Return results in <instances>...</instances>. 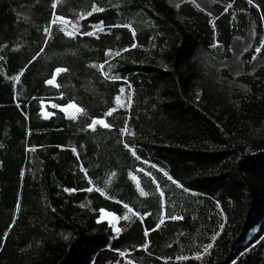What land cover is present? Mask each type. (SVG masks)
<instances>
[{"label":"trees","instance_id":"obj_1","mask_svg":"<svg viewBox=\"0 0 264 264\" xmlns=\"http://www.w3.org/2000/svg\"><path fill=\"white\" fill-rule=\"evenodd\" d=\"M199 1L0 0V264H264V0Z\"/></svg>","mask_w":264,"mask_h":264},{"label":"snow or ice","instance_id":"obj_2","mask_svg":"<svg viewBox=\"0 0 264 264\" xmlns=\"http://www.w3.org/2000/svg\"><path fill=\"white\" fill-rule=\"evenodd\" d=\"M60 2H61V0H55V2L52 4V8L55 9V8L57 7V4L60 3ZM249 3H251V0H249ZM103 11H104V9H103L102 7H96L95 5H93V7H92V9H91L90 12H88V13H86V14H81L80 19H85L86 16H91L93 13H96V12H103ZM57 21H60L62 24H64V27H61V28H60V31L65 32V35H67V36H69V37H72V38L75 37V35H76L77 32H78V29L76 28V25H75V24L72 25V30H71V31H67L66 28H67V25H68L69 22H68V21H65L64 18L57 16V15L55 14V12H54V13H53V21H52V23H56ZM103 30H104V29H103L102 26H98L97 31H103ZM50 31H51L50 28H46V29H45V32H46V33H50ZM85 35H94V33H93V32H88V33H85ZM261 47H264V43H262ZM260 50H261V49L258 47V48L256 49V52L259 53ZM108 54H109V55H119L120 53H114V54H113V53H108ZM253 59H256V57L254 56ZM93 67H97V66H96V65H93ZM103 67H104L103 65H99V68L103 69ZM64 71H67V70H66V69H62V68H58V69H56V74L59 75L61 72H64ZM14 79L18 82V81H19V76L15 77ZM47 83H48V84H54V83H55V76L53 77V79L47 81ZM123 92H124V90L121 89V96H118V97L116 98V102H117L118 107H124V106H125V105L121 102V101H122ZM130 99H131V98L129 97V101H130ZM68 108H75V110H76L77 113H80V112L83 111L81 108L77 107V106L74 105V104H69V105H68ZM62 110H63V109H62ZM115 110H116L115 108L109 110V111L106 113V116H111L112 113H113ZM71 118H75V117H71ZM96 125H101V126L104 127V128H109V127H110V124L106 123L104 119H94V120H92L91 124L89 125V128H90L92 131H95V130H96ZM121 132H122V134H127V135H131V134H133V133H130V132H129V130H128V128H127V125H125V127L121 130ZM125 146L127 147V145H125ZM73 151H75V149H74ZM112 175L115 176V173H113ZM168 178H169L170 180H172L171 177H168ZM172 182H173V183H177L175 180H172ZM178 186H179V185H178ZM157 189L159 190V185H157ZM97 190H99V189H97ZM66 191H68V190L66 189ZM88 191H91V189H88ZM101 194H103V193H101ZM140 194H141L142 196L147 195V194H146L145 192H143V191H141ZM160 195H161V197L163 198L164 193L161 191V192H160ZM125 207L127 208V210H128L129 213H132V209H131V208H128L127 205H125ZM133 215H135V213H133ZM112 218H113V220H119V219H120L119 217H116V216H113ZM130 218H131V217L128 216V215H125V216L123 217V219H125V220H128V219H130ZM182 218H183V217H175V216L171 217V219H173V220H175V219H182ZM98 222H99V221H98ZM163 223H164V219L161 218V220H160V224H163ZM110 226L113 227V228H114V231L117 232V233H119V232L121 231V229L118 228V227H116L115 224H110ZM157 227H159V225H157ZM153 230H155V229H153ZM145 235H146V236L148 235V231H147V230H145ZM207 248H211V245H208ZM122 255H123V254H122ZM183 259H187V258L185 257V258H183ZM129 264H131V262H129Z\"/></svg>","mask_w":264,"mask_h":264},{"label":"rangeland","instance_id":"obj_3","mask_svg":"<svg viewBox=\"0 0 264 264\" xmlns=\"http://www.w3.org/2000/svg\"><path fill=\"white\" fill-rule=\"evenodd\" d=\"M199 1V0H198ZM202 5H204L205 7H206V9H208L209 11H211V12H213V10H214V7L210 4V3H206V1L205 0H200L199 1ZM239 49H240V47H239ZM257 262L258 261H253V262H251V264H257Z\"/></svg>","mask_w":264,"mask_h":264}]
</instances>
